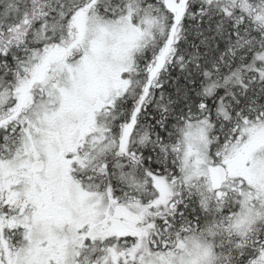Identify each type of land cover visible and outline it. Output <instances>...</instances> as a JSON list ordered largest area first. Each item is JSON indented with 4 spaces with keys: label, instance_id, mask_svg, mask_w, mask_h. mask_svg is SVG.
<instances>
[{
    "label": "snow or ice",
    "instance_id": "6c2138e0",
    "mask_svg": "<svg viewBox=\"0 0 264 264\" xmlns=\"http://www.w3.org/2000/svg\"><path fill=\"white\" fill-rule=\"evenodd\" d=\"M0 264H264V0H0Z\"/></svg>",
    "mask_w": 264,
    "mask_h": 264
}]
</instances>
